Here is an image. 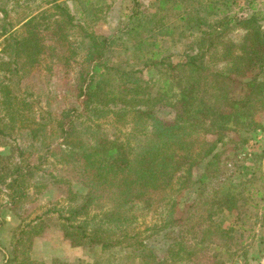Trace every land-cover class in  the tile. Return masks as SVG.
Listing matches in <instances>:
<instances>
[{"label": "trees", "instance_id": "obj_1", "mask_svg": "<svg viewBox=\"0 0 264 264\" xmlns=\"http://www.w3.org/2000/svg\"><path fill=\"white\" fill-rule=\"evenodd\" d=\"M133 1L135 12L122 31L130 34L148 24L141 0ZM239 1L202 0L200 7L208 14L200 19L192 14L199 13L200 8L184 12L181 20L189 24L192 33L196 30L198 34L185 59L178 63L164 55L158 43L148 49L152 43L144 38L135 42L132 51V59L141 61L143 66H122L111 49L116 35L86 33L89 69L81 75L80 108L74 107L73 112L81 116L92 110H104V115L127 110L146 117L150 130L136 144L104 133L88 134L83 146L82 173L96 182L97 189H89L81 205L69 209L68 215L59 216L63 219L60 225L64 236L73 245H83L89 251L128 249L140 264H202L198 257L209 253L210 264H225L218 256L231 229L223 226V221L217 223L215 216H226L237 208L239 196L223 182L189 214L180 209L179 199L195 183L193 170L201 163L206 161L207 168L198 180L200 187L206 186L214 172L219 171L222 152L218 147L226 143L229 134L262 127L258 116L264 113V11L247 16L232 14L230 10ZM255 1H249V6L253 7ZM166 3L162 0L160 6L164 8ZM57 7L72 20L64 5ZM175 7L182 9L184 5L178 3ZM214 15L219 18L207 20ZM204 26L207 28L203 29ZM239 30L243 33L237 36ZM14 47L18 64L34 60L38 53V44L29 37L15 39ZM19 70L17 66L15 72ZM146 73L152 74L148 80ZM241 79L245 81L244 94L237 97L233 86ZM1 92L10 95V86L1 84ZM159 104L172 107L174 119L161 118L156 112ZM74 121L70 118L61 123L64 139L72 135ZM0 133L5 135L4 128H0ZM209 135H215V139L211 140ZM3 143L10 152L0 153V181L6 185L12 204L24 202L27 183L38 176L42 162L22 161L18 158L23 155L18 145L9 140ZM100 189L110 192L111 207L93 214L100 223L89 227V221L82 216L90 213L96 190ZM155 202L170 210L169 217L146 231L137 230L134 224L140 213L151 209ZM171 225L180 226L181 234H166L174 241L161 259L155 253H160L163 245H157L163 241L161 233ZM44 226L43 218L21 225V234L6 263L38 264L19 247L29 241L30 248ZM159 235L161 240L156 239ZM154 241L155 248L151 244ZM78 264L90 263L79 260Z\"/></svg>", "mask_w": 264, "mask_h": 264}, {"label": "rangeland", "instance_id": "obj_2", "mask_svg": "<svg viewBox=\"0 0 264 264\" xmlns=\"http://www.w3.org/2000/svg\"><path fill=\"white\" fill-rule=\"evenodd\" d=\"M161 1L141 0V10L148 24L138 33L130 34L122 31L135 12L133 0H0V128L5 130V135L0 133L3 137L0 153L10 152L3 143L9 140L21 148L23 155L19 159L42 162L43 167L38 176L27 183L28 196L24 202L12 204L6 185L0 181V264H7L21 234V225L27 226L39 218L44 219L45 226L38 230L31 247L29 241L19 247L38 264H78L79 260L90 264H140L128 249L89 251L83 245H73L64 236L60 225L63 219L59 216H66L69 209L81 205L89 189H97L96 182L82 173L85 166L83 146L89 133H104L136 144L150 130L146 117L127 110L107 115L104 110L96 113L92 110L81 116L73 112L74 107L80 108L81 75L89 69L86 33L116 35L111 49L116 62L122 66H143L141 61L132 59V51L135 42L144 38L152 43L148 49L158 43V49L178 63L185 59L198 34L196 30L192 33L181 16L187 9L195 8L200 11H192V14L196 13L199 19L208 13L200 7L202 0H164L167 2L164 8L160 6ZM249 1L240 0L231 13L247 16L264 11V0L251 3L254 8L249 6ZM178 3L184 7L177 9ZM57 4L67 8L72 20ZM218 18L214 15L207 20L213 22ZM242 33L239 30L236 35ZM23 37L38 44V53L34 60L18 64L15 39ZM17 66L18 73L15 72ZM151 76L146 73L145 79ZM244 82L241 79L233 86L235 96L244 94ZM5 83L10 86V95L1 92V84ZM156 112L161 118L175 117L174 109L166 104L157 105ZM70 118L75 120L72 135L64 139L60 125ZM258 122L261 128L231 133L226 143L219 144L220 169L214 172L206 186L200 187L198 180L207 162L194 168L195 183L183 191L179 199L180 209L189 214L195 206L204 204L223 182L228 190L239 196L241 201L237 208L226 216H215L217 223L223 221V226L231 229L218 256L225 264H264V113L258 116ZM208 138L213 140L215 135ZM109 197V191L96 190V201L90 213L82 216L89 221V227L100 223L93 214L111 207ZM163 206L155 202L151 209L139 212L141 215L134 227L146 231L147 227L160 224L169 217L170 210ZM180 229L178 225H171L161 233L163 241L157 246L163 245V248L155 253L159 258L167 255L174 241L166 234L178 236ZM156 239L161 240L160 235ZM151 244L156 247V241ZM209 254L198 257L202 264H210Z\"/></svg>", "mask_w": 264, "mask_h": 264}]
</instances>
